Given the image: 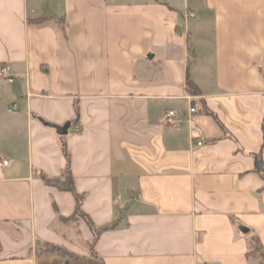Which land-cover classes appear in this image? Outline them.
<instances>
[{
    "label": "crops",
    "instance_id": "crops-1",
    "mask_svg": "<svg viewBox=\"0 0 264 264\" xmlns=\"http://www.w3.org/2000/svg\"><path fill=\"white\" fill-rule=\"evenodd\" d=\"M6 64L0 264L259 263L264 0H0ZM62 144L83 212L99 228L123 217L96 257L87 223L62 220L74 195L40 177H64ZM38 242L86 261L39 257Z\"/></svg>",
    "mask_w": 264,
    "mask_h": 264
},
{
    "label": "trees",
    "instance_id": "trees-1",
    "mask_svg": "<svg viewBox=\"0 0 264 264\" xmlns=\"http://www.w3.org/2000/svg\"><path fill=\"white\" fill-rule=\"evenodd\" d=\"M62 148L67 161L64 177L52 178L45 173H41L40 177L45 182L46 185L56 188L60 191L70 192L74 195L76 199V210L74 215L68 219H62V218L60 219H62L64 222L67 223L74 221L77 218H81L87 223L88 227L91 229V231L94 234V240L90 244V254L91 257H96L95 244L98 241L99 236L105 231L117 228L120 225V222L122 221L123 217L122 215H120L119 219L116 222H114V224L110 227L99 228L92 222V220L88 217V215H86L83 212L82 210L83 197L80 194H78V192L76 191L75 182L71 171L70 153L67 149L66 144H62ZM249 234H250V243L248 247L247 257L249 260H253V259L257 260L259 262L258 264H264V244L256 234H254L253 232H249L248 235ZM36 249H37V255L43 258L60 257L63 259H68L71 262L86 261L85 257L75 254L69 251L68 249H66L65 247L52 245L50 243L38 242Z\"/></svg>",
    "mask_w": 264,
    "mask_h": 264
},
{
    "label": "built area",
    "instance_id": "built-area-1",
    "mask_svg": "<svg viewBox=\"0 0 264 264\" xmlns=\"http://www.w3.org/2000/svg\"><path fill=\"white\" fill-rule=\"evenodd\" d=\"M188 17H194L193 14H190ZM12 70H11V67L9 65H3L0 67V80H3V81H7V82H11L13 83L14 82V78L12 77ZM197 112V106H193L190 108L189 110V116H190V119L192 118V116ZM163 122L165 125L167 126H172V127H176L179 123V115L176 111H169L164 119H163ZM205 143V139L204 138H201V140L198 142V146H203ZM9 160L8 159H4L3 160V165L4 166H8L9 165Z\"/></svg>",
    "mask_w": 264,
    "mask_h": 264
},
{
    "label": "water",
    "instance_id": "water-1",
    "mask_svg": "<svg viewBox=\"0 0 264 264\" xmlns=\"http://www.w3.org/2000/svg\"><path fill=\"white\" fill-rule=\"evenodd\" d=\"M45 125L46 126H49L51 128H54L59 135L65 136V135L68 134L69 129H70V127H71L72 124L70 122H68V123H66L63 126H57V125L50 124V123H45Z\"/></svg>",
    "mask_w": 264,
    "mask_h": 264
}]
</instances>
